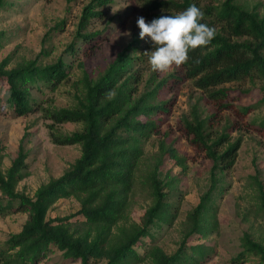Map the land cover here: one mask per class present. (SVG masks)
Instances as JSON below:
<instances>
[{
    "label": "trees",
    "instance_id": "16d2710c",
    "mask_svg": "<svg viewBox=\"0 0 264 264\" xmlns=\"http://www.w3.org/2000/svg\"><path fill=\"white\" fill-rule=\"evenodd\" d=\"M111 0H90L82 8L75 38L89 42L100 31L83 33L92 18L103 12L97 7ZM240 0H219L202 4L200 0H138L147 13L148 22L161 15H174L195 4L204 12L203 23L216 30V36L205 48L190 51L189 62L176 72H153L145 52L154 50L148 38L146 50H138L132 41L94 78L84 71L73 83L74 102L68 107L45 108L39 105L31 89L55 90L65 81L72 64L63 57L42 64L39 55L8 67L9 56L0 61V98L7 93L6 103L14 115H26L43 110L51 120L49 137L57 145H79L80 155L58 177L39 185L32 196L16 189L23 178L27 153L20 145L11 164L2 169L0 144V214L12 209L25 212L26 222L16 233H11L0 246V264H37L54 250L63 257L79 260L80 264H188L189 249L204 257L208 248L189 246L194 234L202 236L210 228L205 219L210 210L212 192L216 187V171L230 170L236 160L240 140L231 141L222 131L212 133L208 116L203 117L194 103L188 115L181 118L183 131L190 142L203 150L212 161L211 185L187 213L182 237L172 253L153 241L150 227L157 220L170 221L173 213L168 201L172 181L158 176V166L164 156L180 162L172 145L159 142L145 181L152 198L139 222L126 219L127 192L143 156V145L157 132L161 121L158 113L168 111V100L162 94L170 89V80H191L207 97L218 100L226 95L228 82L261 79L264 82V4L247 8ZM7 0H0V8ZM261 7L260 11L258 7ZM3 33L0 32V45ZM75 39V40H76ZM71 41L68 54L74 55L79 42ZM47 55V54H46ZM80 63V67H82ZM150 70L143 81L144 73ZM143 84V88L140 86ZM114 93V98H108ZM37 106V107H36ZM250 107H244L246 112ZM158 115V116H157ZM79 123L81 127L62 133L55 124ZM256 187L258 207L264 213V185L251 177ZM74 198L79 209L65 216L48 217V211L58 198ZM15 206V207H14ZM79 216L78 223L71 218ZM205 222V223H204ZM148 238L149 241L144 239ZM242 250L237 255L244 259L257 256L264 264V244L250 234L241 238ZM143 247L140 253L138 248Z\"/></svg>",
    "mask_w": 264,
    "mask_h": 264
},
{
    "label": "rangeland",
    "instance_id": "374dc122",
    "mask_svg": "<svg viewBox=\"0 0 264 264\" xmlns=\"http://www.w3.org/2000/svg\"><path fill=\"white\" fill-rule=\"evenodd\" d=\"M90 0H7L0 8V61L9 56L8 67L16 63L38 57L42 64L53 63L63 57L72 64L69 77L55 90L32 87V96L45 108L68 107L74 102L76 88L74 82L85 71L90 78L96 77L116 54L132 41H137L138 50L145 51V39L139 38L137 18L147 13L138 0H111L97 7L103 12L99 18H92L83 33L100 31L89 42L75 38L82 8ZM219 0H200L202 4H215ZM247 8L253 9L264 0H240ZM258 9L260 11L261 7ZM127 33H130L128 35ZM76 39V40H75ZM79 42L74 55H69L71 41ZM47 54V55H46ZM82 63V67H80ZM174 67L167 73L176 72ZM150 70L144 73L143 81ZM165 74V73H163ZM143 82L140 88H143ZM170 89L162 94L168 100V111L158 113L161 121L143 145V156L139 169L127 192L126 219L139 222L143 211L151 204L147 181L150 165L158 152V144L172 145L180 157V162L164 156L158 166V176L163 181H172L168 201L173 213L170 221L157 220L150 227L153 241L166 253L178 247L182 237L187 213L198 203L199 198L211 185L210 169L212 161L205 152L194 146L183 131L181 118L188 115L195 103L203 117L208 116L212 133L224 131L229 140H240L237 157L230 170L216 171V187L212 192L210 210L205 226L210 228L203 236L192 235L187 244L203 245L208 248L204 257L189 249L191 259L188 264H263L259 257L249 256L239 260L242 250L241 238L250 234L264 244V213L259 210L256 187L252 176L264 185V82L261 79L228 82L224 84L226 95L218 100L211 99L191 80L182 82L170 80ZM0 98V144L1 167L6 169L17 156L21 145L27 153L24 176L16 189L32 196L36 188L52 177L61 175L80 155L79 145H57L49 137L47 125L51 120L43 110L17 116L6 103L5 91ZM250 107L246 112L244 107ZM37 107V106H36ZM62 133L79 129L74 122L55 124ZM15 207V206H14ZM79 209L72 198H58L48 211V217L65 216ZM0 214V246L11 233L18 232L26 222L25 212L12 209ZM79 216L71 218L78 223ZM149 241L148 238L144 239ZM139 252L143 247L138 248ZM99 260L94 264H104ZM37 264H80L79 260L63 257L59 250ZM138 264H149L144 261Z\"/></svg>",
    "mask_w": 264,
    "mask_h": 264
},
{
    "label": "clouds",
    "instance_id": "9594fccd",
    "mask_svg": "<svg viewBox=\"0 0 264 264\" xmlns=\"http://www.w3.org/2000/svg\"><path fill=\"white\" fill-rule=\"evenodd\" d=\"M204 12L195 4L174 15H161L146 22L137 18L139 38H150L154 50L145 52L153 72L167 73L189 62L190 51L207 47L216 36V30L203 23ZM130 35V33H127ZM114 98V93H108Z\"/></svg>",
    "mask_w": 264,
    "mask_h": 264
}]
</instances>
